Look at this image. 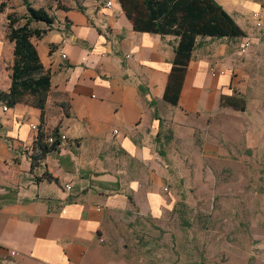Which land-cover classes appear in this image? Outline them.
<instances>
[{
	"label": "crops",
	"instance_id": "1",
	"mask_svg": "<svg viewBox=\"0 0 264 264\" xmlns=\"http://www.w3.org/2000/svg\"><path fill=\"white\" fill-rule=\"evenodd\" d=\"M82 1L51 28L33 24L47 30L43 40L55 34L38 52L52 73L44 113L0 104V264H113L103 244L112 220L134 207L153 218L170 209L176 146L195 138L232 85L231 41L199 38L179 104L166 103L178 39L135 31L117 0ZM216 1L244 39L264 25V0ZM40 128L45 141L55 130L66 139L35 160Z\"/></svg>",
	"mask_w": 264,
	"mask_h": 264
},
{
	"label": "rangeland",
	"instance_id": "2",
	"mask_svg": "<svg viewBox=\"0 0 264 264\" xmlns=\"http://www.w3.org/2000/svg\"><path fill=\"white\" fill-rule=\"evenodd\" d=\"M29 2L55 18L83 3ZM0 10V41L5 42L0 89L7 90L13 55L6 34L12 23L24 26L26 7L23 0H0ZM54 36L38 40V52ZM228 40L237 53L226 94L243 99L245 111L221 106L198 124L194 139L176 146L175 181L165 189L176 193V201L158 218L140 215L135 207L117 214L103 242L111 263L264 264V25H255L248 39ZM246 42L251 47L243 52ZM164 132L167 140L174 138Z\"/></svg>",
	"mask_w": 264,
	"mask_h": 264
},
{
	"label": "trees",
	"instance_id": "3",
	"mask_svg": "<svg viewBox=\"0 0 264 264\" xmlns=\"http://www.w3.org/2000/svg\"><path fill=\"white\" fill-rule=\"evenodd\" d=\"M128 19L132 21L134 30L161 36H174L178 39L175 48V60L164 94V101L172 106L179 104L185 75L193 54L201 44L199 38L241 39L247 37L242 28L223 9L216 0H117ZM26 13L21 18L23 27L15 28L10 24L7 40L13 44V64L10 73V86L0 89V104L14 108L19 104H27L45 111L48 95L52 86V73L46 70L41 62L33 39H42L47 30L33 27L34 23H43L48 27L55 24L56 18L45 8H35L29 0H23ZM83 10L82 7H80ZM3 10H0L2 13ZM198 39L201 40L198 42ZM28 98H32L31 102ZM221 106L245 111V101L233 95L222 96ZM43 120V115H42ZM160 135V134H159ZM56 137L49 143L50 137ZM40 128L34 147L39 154L35 160H41L49 153L58 150L60 141L58 130L47 136ZM55 181L51 175L46 177Z\"/></svg>",
	"mask_w": 264,
	"mask_h": 264
},
{
	"label": "built area",
	"instance_id": "4",
	"mask_svg": "<svg viewBox=\"0 0 264 264\" xmlns=\"http://www.w3.org/2000/svg\"><path fill=\"white\" fill-rule=\"evenodd\" d=\"M107 4H108V6L111 5L110 2H108ZM258 26H261V23H258ZM250 47H251L250 43H249V42H246L245 45L242 47V51H243V52H246V51L249 50ZM62 58H64V59L67 58V55H66L65 53H63V52H62ZM7 109H8V108L5 106V107H4V110L6 111ZM31 127L34 128V130H37V129H38V127H37L36 125H32ZM56 139H57L56 137H53V136H52V137H50V138L48 139V142H49V143H54V142L56 141ZM58 139H60V140H65L66 137H65V136H61V137H58ZM66 188H67L68 190H71V186H70V185L66 186Z\"/></svg>",
	"mask_w": 264,
	"mask_h": 264
}]
</instances>
